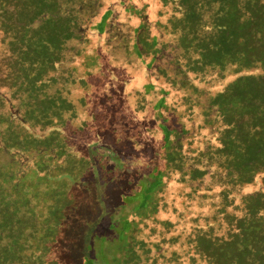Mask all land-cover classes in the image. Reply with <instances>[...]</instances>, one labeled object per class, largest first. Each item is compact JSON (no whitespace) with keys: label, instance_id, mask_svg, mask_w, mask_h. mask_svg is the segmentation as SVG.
Here are the masks:
<instances>
[{"label":"trees","instance_id":"obj_1","mask_svg":"<svg viewBox=\"0 0 264 264\" xmlns=\"http://www.w3.org/2000/svg\"><path fill=\"white\" fill-rule=\"evenodd\" d=\"M177 1L0 0V264H45L41 255L45 251L36 249L50 250L57 223L74 210L81 186L89 187L88 176L103 161L100 154L90 152L102 145L97 130L104 123L120 126L123 120L140 119L141 137L156 130L167 138L168 105L160 90L167 85L171 69L164 59L180 60L195 80L209 68L232 67L228 65L237 56L248 57L250 52L255 56L246 60L245 67L260 66L264 72V16L257 18L260 26L251 23L244 31L239 24L233 29L224 16L243 0H181L179 11L187 17L181 18L179 29L191 20L199 27L180 39L181 47L174 38L177 32H167L178 21L172 16ZM248 1L256 7L264 2ZM156 9L166 14L159 18ZM154 23L158 31L152 29ZM171 45L176 48L169 54L161 47ZM242 45L244 53L235 54ZM190 47H195L194 54L183 52ZM156 50L163 59L161 69ZM119 51L124 53L120 61L130 63L109 66L116 63ZM160 73L164 82L157 78ZM240 77L209 97V106L220 111L225 121L217 130L218 143L207 140L200 147L207 160L201 175L213 165L225 168L223 173L216 168L215 174L222 203L234 194L228 186L251 183L264 172V84L260 83L264 74ZM200 93L197 85L190 90L189 100L178 109L181 123L185 112L197 111ZM168 144L166 139L160 147L162 158ZM71 154L79 156L73 159ZM67 157L76 161L62 164ZM17 161L22 168L14 167ZM76 173L86 174L78 184L71 183ZM159 173L155 168L153 182L139 181L133 187L134 197L143 193L133 203L134 213L154 206ZM241 203L243 208L237 209ZM234 205L235 209L215 208L213 215H220V221L209 228L189 230L182 237L165 232L160 245L148 233L142 236L132 218L125 220L122 232L111 234L120 236L131 226L134 230L137 249L121 247L125 264H185L183 256L179 262L169 260L177 256L173 246L182 243L186 247L181 254L190 255L187 264H264V192L253 189Z\"/></svg>","mask_w":264,"mask_h":264},{"label":"rangeland","instance_id":"obj_2","mask_svg":"<svg viewBox=\"0 0 264 264\" xmlns=\"http://www.w3.org/2000/svg\"><path fill=\"white\" fill-rule=\"evenodd\" d=\"M223 1L226 2L227 0ZM228 1L232 2V0ZM242 2L243 3L240 2L241 5H232L233 9L224 16L228 21H232L229 27L238 29L237 26L240 24V29L246 31V28L249 27L251 23L260 26L261 22L257 18L260 17L261 19L264 16V2L258 7L254 4H250L248 0H243ZM180 3L181 0H178L177 3L173 5L172 16L173 18L178 17V21L167 27V32L176 31L177 36L175 37L174 35V38H176L175 40L178 41L181 46L182 43L180 39L184 36L191 35L194 31L198 30L199 27L191 20V24L179 29L181 18L186 19L187 17L179 11ZM249 5H251V7H249ZM156 14L160 18L161 15L166 14V12L161 14L160 11L156 9ZM224 27L226 26H221V28ZM152 29L158 31L159 27L154 23ZM216 31L218 30L216 29L214 33H216ZM261 43L264 49V39H262ZM161 47L168 51L169 54L173 51L175 46ZM183 52L194 54L196 50L195 47H190V49L185 48ZM240 52L244 53L243 45L235 50V54ZM154 55L155 59H158L157 68H163V59H160L161 57L157 54V50ZM122 57H124V53H120L119 51V54H116L114 58L116 63L109 64L106 62V64L108 63L109 66H117L118 64L130 63L128 61H120ZM245 57L237 56L234 62L228 65L232 66L234 70L241 72L235 80L240 76L246 77L251 74H264L262 71L253 73L247 72ZM151 58L152 56L149 57L148 55V60ZM164 61L165 66L168 67L169 70L171 69V71L166 81L167 85L162 87L164 90H160V94L162 93L165 96L167 101L170 102L168 105H170L176 102L173 94L180 93L179 96H185L188 91L190 92V82H195V80L194 76L188 74L185 65L182 64L180 60L175 61L174 58L170 60L169 57H167ZM177 64H180L181 67L176 68ZM209 69L210 71L208 74H212L214 69ZM224 74H227V71H225ZM233 75L236 76L237 74L233 72ZM157 78L161 80V82L165 81L161 73L158 74ZM240 81H243L241 77ZM260 83L264 84V78L260 80ZM100 117L102 118V116ZM101 118H99V120H101ZM121 126H124V128ZM137 126H142L140 119L131 121L130 123L127 120H123L120 122V126L104 123V126H102L103 129L97 130L100 131L102 145H100V147L97 146L96 151H91L90 154H100L103 157V161L99 164L93 158L94 162L99 164V166L95 171L92 173L90 172L91 176H88L89 180L88 182L86 181V185L89 187L84 188L85 185L81 186L83 191L79 190L81 193L75 200L74 210L71 213L68 212V214L62 217L57 223L56 232L54 231L52 233V237L56 242L50 247V250L46 251L43 248L36 249L37 253L45 251L41 253V255H45V264H93L92 260L88 259V256L84 257L87 254L93 255L95 252L89 246L90 243H92V237L96 236L98 239H101V237L97 235H109L112 231L122 232L124 228H126L125 225L128 221L125 220L131 218L134 211H137L136 208L133 207V203L140 201L143 196L142 193L140 198L139 196L134 197L133 192L135 189L133 187L139 181H141L140 184L146 183V180H149V184L153 182L155 168L161 166L162 162L160 146L163 142V136L161 133L154 130L153 132L151 131L149 135L141 137L139 132H137L139 130ZM132 127H134V129ZM91 135L93 136V133H91ZM71 156L73 159H76L79 154L76 157L74 154H71ZM62 160V164L65 165L76 161L69 159V157L62 158ZM84 163L86 164V162ZM19 164V161H17L14 167L17 166L22 168ZM61 176V179H63V175ZM84 176H86V174L76 173L71 183L78 184ZM61 179L60 184L63 183ZM30 206H32V204L27 205V207ZM136 206H138V204ZM38 207L41 210L43 209L41 205H38L37 208ZM16 211L18 212L19 210ZM165 214L166 213H163V215ZM165 216L172 217L170 212ZM201 221L203 220H200L199 223H202ZM98 239L94 240L96 246L99 242ZM101 241L102 239L99 244H101ZM182 247L185 248L186 243H184ZM181 255L184 257L185 252ZM186 257L187 261H184L185 264L188 263V257H190V255L187 253Z\"/></svg>","mask_w":264,"mask_h":264},{"label":"flooded vegetation","instance_id":"obj_3","mask_svg":"<svg viewBox=\"0 0 264 264\" xmlns=\"http://www.w3.org/2000/svg\"><path fill=\"white\" fill-rule=\"evenodd\" d=\"M246 54L249 55L245 57L246 60H250L255 56V53L249 52ZM176 67H181V65L177 64ZM186 70L188 71L187 68ZM225 71H227V74H224ZM246 71L251 73L263 72V69L260 66H256L253 69L246 68ZM233 72L237 75L234 76ZM240 73L238 70L233 71L232 67H227L224 70L214 69L212 74L205 73L206 75L202 77L203 79L192 81L190 90H193L197 85L201 93L197 97V111H193L191 115H187V112H185L186 118L183 123L177 118L178 109L181 110L185 100H189L190 92L188 91L185 96H179L180 93L173 94L176 101L173 104L168 105L170 102L167 101L169 132L166 139H169V144L165 146L166 153L162 158L161 166H158L160 169V182L154 192V206L151 208L147 206L148 210L141 211L139 214L134 213L131 216L134 221L132 222L133 224H130L136 225L140 229L142 236L144 233H148L150 239L159 244L161 242L160 237L165 232L168 236L178 234L179 237H182L188 234L189 229L191 230L190 233H195L197 230L209 228L212 223L220 221V215L218 217L213 215V212L216 211L215 208L224 206L226 209H235L234 204L241 201L244 193L253 192V189L264 192L262 183L264 172H260L251 183L228 186L232 187L234 194H230L231 198L221 199L222 203L220 202L221 186L217 182L215 183V174H218V170L223 173L225 168L222 165L219 167L213 165L204 174L201 175L199 172L203 171V163L207 161L205 157L200 155V147H203L207 140H210L214 145L218 143L217 130L221 129L225 121L220 111H217L214 106H209L208 99L215 93L224 90L227 86H231ZM184 77L186 78L185 75ZM190 116H195V118L190 120ZM213 132L215 133L213 134ZM166 139H163L162 144ZM179 167H181L182 171L179 170ZM246 189H250L249 192H245ZM242 208V203L237 205V209ZM169 212L172 215L171 218L165 216ZM163 213L166 214L163 215ZM140 215L141 217H139ZM144 216L145 218H142ZM200 220H203L201 221L202 223H199ZM208 222L211 223L208 224ZM116 235V232L109 235H97L102 239L101 244H99L101 239L93 236L92 243L89 246L95 252L93 255L87 254L84 257L93 258L95 264H125L126 261L121 260V247L137 249L133 240L134 230L131 226V229L127 228L125 233H118L120 236L117 237ZM95 239L99 240L97 246L94 243ZM183 244L173 246L178 249L177 256L171 255L169 260H177L179 262L178 260L182 256L181 249ZM186 255L187 253L184 255L185 262L187 261ZM130 258L131 256H128L127 259L130 260Z\"/></svg>","mask_w":264,"mask_h":264}]
</instances>
